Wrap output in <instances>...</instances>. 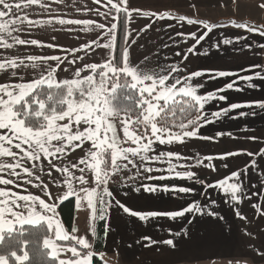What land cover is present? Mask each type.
<instances>
[{
    "label": "crops",
    "instance_id": "1",
    "mask_svg": "<svg viewBox=\"0 0 264 264\" xmlns=\"http://www.w3.org/2000/svg\"><path fill=\"white\" fill-rule=\"evenodd\" d=\"M251 4L260 13L243 8ZM120 13L121 69L158 101L195 99L196 130L123 141L108 132L115 121L106 133L98 112L81 107L42 130L24 127L12 106L35 85L76 83L109 65ZM100 147L111 150L101 191ZM68 197L71 230L56 211ZM99 216L104 264H195L200 234L221 253L264 260V0H0V234L44 222L50 254L68 251L57 264H90ZM49 222L66 235L52 236ZM241 223L252 236L235 230ZM68 237L90 253L70 259L75 250L55 243Z\"/></svg>",
    "mask_w": 264,
    "mask_h": 264
},
{
    "label": "trees",
    "instance_id": "2",
    "mask_svg": "<svg viewBox=\"0 0 264 264\" xmlns=\"http://www.w3.org/2000/svg\"><path fill=\"white\" fill-rule=\"evenodd\" d=\"M125 15L118 17L117 39L112 59L107 67H100L91 76L76 83L59 85H35L26 95L12 106V112L22 125L30 130H42L54 116L64 114L69 103L74 106L90 102V95L96 88L106 92L105 102L111 109L113 121L125 119L129 128L144 143L156 137L168 138L181 136L196 130L199 123L200 109L197 101L190 96L178 94L168 100L157 103L158 113L153 123L158 127L157 136L152 135L150 125L141 123L146 106V98L150 97L132 84L130 76L121 69L122 33ZM108 68L113 69L112 71ZM91 103V106H94ZM100 113V112H98ZM133 145V144H125ZM99 175L96 187L99 191L105 188V182L111 167V150L107 147L97 153ZM60 220L67 230L72 229L75 202L73 197L62 200L56 207ZM49 229L44 222L22 224L3 231L0 237V258L8 264H57L56 257L50 254L46 241ZM104 218L99 216L95 224L94 243L91 248L90 264H104L98 256L103 247ZM59 246L71 247L77 256L90 253L87 248L79 245L71 238L56 239Z\"/></svg>",
    "mask_w": 264,
    "mask_h": 264
},
{
    "label": "rangeland",
    "instance_id": "3",
    "mask_svg": "<svg viewBox=\"0 0 264 264\" xmlns=\"http://www.w3.org/2000/svg\"><path fill=\"white\" fill-rule=\"evenodd\" d=\"M243 8L245 10L246 9L251 10L252 13H253V10H255L254 12H256V13H260V9L256 5L251 4V6H244ZM213 12L216 14L218 12V10L217 9L213 10ZM243 24L246 27L252 26V23H250L251 25H249L246 22ZM108 69L111 71L113 70L111 68H108ZM147 92H149V91H147ZM147 92H146V94H147ZM105 95H106V92L103 88H101V87L96 88L92 92V94L90 95V100H89L90 102L83 103V104L76 105V106H74L72 103H69V108H70L69 112L72 111V108H76V107H81L79 109H83V111L86 112V115L90 112L92 115L94 114V112H100L97 114L100 117L101 122L105 121L104 129L106 130V133H107V129H109L108 124H113L114 121L112 119V116H110V115H112V114H110L111 109L108 107L107 103L105 102ZM157 98L158 97L154 96V95H151L150 98H148V99L146 98L147 104L145 106L144 114L141 118V123H147L150 125V129L152 131L153 137L157 136L159 133L158 127L155 126L153 123V120L158 113L157 103H158L159 99H157ZM3 103H5V102H3ZM91 103H94L95 105L91 106ZM128 124L129 123L125 119L115 120L114 127H112L110 129V131L108 130V132L116 134V136H117V138H119V140L129 141V142L137 141L139 139V135H137L133 130H131L129 128ZM101 148H103V147H100L99 149H101ZM99 149H98V151H99ZM212 199L216 201V199L219 200L221 198H212ZM229 199L233 200L234 198H229ZM217 206H219V204H217ZM213 207H214V209L217 208L216 205H213ZM247 213H249V212H245V213L234 212V214H232V215L234 217H239L240 215L246 216ZM57 222H59L58 219H57ZM49 223L51 226L52 225L51 222H49ZM59 224L60 225H58V227L51 226V235L52 236L57 235L59 237H64L66 235L67 230L61 225V223H59ZM236 227L238 229H235V230H238V232L241 235H243L244 238L250 237L253 234L252 230H249L247 227L244 228L243 223H241L240 225L236 224ZM218 232H221V229L216 228V226L211 230V234H213V233L218 234ZM218 239L219 238H217V240ZM245 240H248V239H245ZM217 243H219V241H216V239H214V243H212L211 237H209V240H207V236L205 234H200L198 242L194 246V248L196 247L195 251H196V256H197L196 257L197 261L195 264H264V260H250L246 257L238 255V253H236L235 251L230 255H229V252L228 253H221L220 252L221 247L219 245H216ZM189 248L191 250H193L192 245L189 246ZM50 249H51L52 256H56L59 259H62L65 255L64 253L68 252V251H64L67 249L55 250L53 246H50ZM89 260H90V258H89ZM83 261H85V259H83ZM165 262H167V261H165Z\"/></svg>",
    "mask_w": 264,
    "mask_h": 264
},
{
    "label": "snow or ice",
    "instance_id": "4",
    "mask_svg": "<svg viewBox=\"0 0 264 264\" xmlns=\"http://www.w3.org/2000/svg\"><path fill=\"white\" fill-rule=\"evenodd\" d=\"M257 78H259V77H257ZM216 115H217V116H219V115H220V113H216ZM212 122H215V121H212Z\"/></svg>",
    "mask_w": 264,
    "mask_h": 264
}]
</instances>
